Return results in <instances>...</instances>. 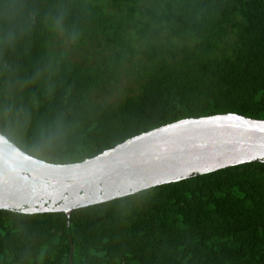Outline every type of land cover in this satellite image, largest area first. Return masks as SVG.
Masks as SVG:
<instances>
[{
    "label": "trees",
    "instance_id": "trees-1",
    "mask_svg": "<svg viewBox=\"0 0 264 264\" xmlns=\"http://www.w3.org/2000/svg\"><path fill=\"white\" fill-rule=\"evenodd\" d=\"M23 3L14 45L0 27V133L34 158L82 162L189 118L264 120V0ZM0 264H264V164L69 215L0 210Z\"/></svg>",
    "mask_w": 264,
    "mask_h": 264
},
{
    "label": "water",
    "instance_id": "water-1",
    "mask_svg": "<svg viewBox=\"0 0 264 264\" xmlns=\"http://www.w3.org/2000/svg\"><path fill=\"white\" fill-rule=\"evenodd\" d=\"M253 162L264 164V120L231 113L179 120L65 165L34 158L0 133V210L69 215Z\"/></svg>",
    "mask_w": 264,
    "mask_h": 264
},
{
    "label": "clouds",
    "instance_id": "clouds-1",
    "mask_svg": "<svg viewBox=\"0 0 264 264\" xmlns=\"http://www.w3.org/2000/svg\"><path fill=\"white\" fill-rule=\"evenodd\" d=\"M24 3L23 0H5L0 10V27L4 29L5 43L9 46L14 45L18 35L17 27L21 25ZM56 27H62L58 21Z\"/></svg>",
    "mask_w": 264,
    "mask_h": 264
}]
</instances>
